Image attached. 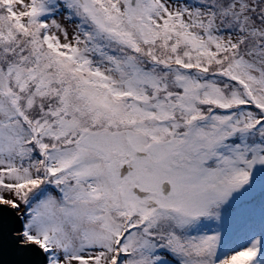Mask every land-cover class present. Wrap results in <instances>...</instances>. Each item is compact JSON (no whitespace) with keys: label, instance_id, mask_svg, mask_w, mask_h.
I'll return each instance as SVG.
<instances>
[{"label":"snow or ice","instance_id":"6c2138e0","mask_svg":"<svg viewBox=\"0 0 264 264\" xmlns=\"http://www.w3.org/2000/svg\"><path fill=\"white\" fill-rule=\"evenodd\" d=\"M0 264H264V0H0Z\"/></svg>","mask_w":264,"mask_h":264}]
</instances>
